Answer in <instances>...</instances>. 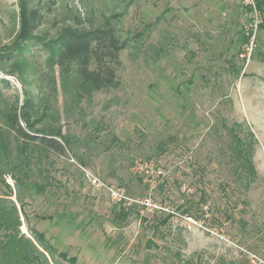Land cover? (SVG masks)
<instances>
[{"label":"rangeland","instance_id":"374dc122","mask_svg":"<svg viewBox=\"0 0 264 264\" xmlns=\"http://www.w3.org/2000/svg\"><path fill=\"white\" fill-rule=\"evenodd\" d=\"M126 2H29L43 15L34 35L46 38L54 37L66 15L80 12L97 23L103 15L125 12L122 38L133 40L120 54L118 89L75 107L57 72L56 89H49L46 53L39 46L14 51L21 0H0L5 97L18 96L21 103L25 92L34 95L73 142V152L51 154L41 172L34 169L33 180L47 184L46 190L25 194L21 231L28 235V224L43 232L78 264H252V256L264 261L260 14L252 0H132L127 8ZM107 101L112 105L105 109ZM222 122H245L257 140L258 180L246 199L234 181ZM110 189L130 201L115 202ZM144 199L160 209L142 207ZM121 205L131 212L116 223L113 211Z\"/></svg>","mask_w":264,"mask_h":264},{"label":"trees","instance_id":"16d2710c","mask_svg":"<svg viewBox=\"0 0 264 264\" xmlns=\"http://www.w3.org/2000/svg\"><path fill=\"white\" fill-rule=\"evenodd\" d=\"M252 1L262 18L259 26V30H262L264 0ZM29 2L21 0V27L14 51L22 53L30 43L46 53L45 67L48 73L44 77L49 89H56L54 73L57 72L65 98L75 107L96 93L118 89L120 54L130 47V40H133L122 38L125 12L103 15L97 23L80 12L66 15L55 25V28L61 26L54 37L46 38L44 35H34L43 25V15L39 10L30 8ZM130 3L132 0H127L126 8ZM245 42L242 36L240 49ZM4 57L0 55V63ZM7 84L4 79L0 80V264H78L76 257L59 252L43 232L28 224V235L21 231L22 218L27 221L25 194L30 190L38 194L46 190L47 184L33 180L34 169L41 172L42 162H49L51 154L62 156L66 150L73 152V142L68 131H63V126L41 107L34 95L25 92L21 103L18 96L7 99L4 95ZM111 105V101H107L105 109ZM221 126L230 138L228 149L234 181L246 199V194L258 180L253 162L257 140L245 122H233L230 126L222 122ZM164 145V142H160L158 148L163 151ZM8 180L12 183H8ZM130 212L131 209L122 205L115 208V222H124ZM182 212L187 213L188 209ZM170 217L167 215L166 218Z\"/></svg>","mask_w":264,"mask_h":264},{"label":"built area","instance_id":"2783aa9c","mask_svg":"<svg viewBox=\"0 0 264 264\" xmlns=\"http://www.w3.org/2000/svg\"><path fill=\"white\" fill-rule=\"evenodd\" d=\"M110 194H111V197L115 200V202L126 203L130 201V199L126 197V195L122 191L110 189ZM145 200L146 199H144V202H140L142 206H146V207L154 208V209H160V207H157L155 204H151L150 202L145 201ZM250 261L252 264H264V261L258 259L255 256H252Z\"/></svg>","mask_w":264,"mask_h":264}]
</instances>
